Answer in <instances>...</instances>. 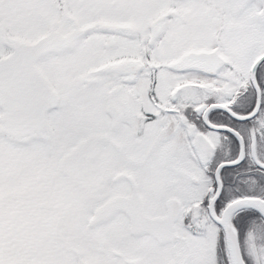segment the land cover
<instances>
[{"label":"snow or ice","instance_id":"snow-or-ice-1","mask_svg":"<svg viewBox=\"0 0 264 264\" xmlns=\"http://www.w3.org/2000/svg\"><path fill=\"white\" fill-rule=\"evenodd\" d=\"M0 264H264V0H0Z\"/></svg>","mask_w":264,"mask_h":264}]
</instances>
